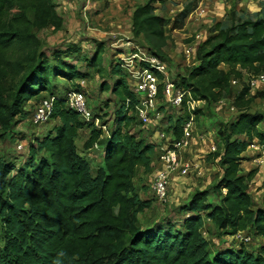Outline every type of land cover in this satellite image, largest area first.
<instances>
[{
	"label": "trees",
	"instance_id": "16d2710c",
	"mask_svg": "<svg viewBox=\"0 0 264 264\" xmlns=\"http://www.w3.org/2000/svg\"><path fill=\"white\" fill-rule=\"evenodd\" d=\"M167 1L146 0L132 18L134 39L150 42L148 48L159 59H165L162 48L152 43L163 46L171 32L184 29L191 14L186 9L173 21L159 15L157 4ZM8 19L14 20L16 29L5 26ZM63 23L54 0H0V140L15 138L19 123L27 117L26 104L56 89L60 77L71 82L85 78L64 59L65 53H79V49L55 51L52 63L39 52L41 42L30 32L59 30ZM23 25L25 29L18 27ZM19 43L33 52L26 65L6 64L12 67L9 71L5 56ZM194 59L198 65L177 89H192L195 101L218 103L243 72L264 73V17L227 28L217 23L213 35L199 44ZM101 60L99 47L89 66L100 68ZM110 73L119 79L103 90L111 91L120 107L112 128L101 125L108 134L71 110L68 97L53 93L50 119L57 122L53 130L31 143L22 165L20 159L0 157V264H264V255L252 246L264 239V208L250 194L258 171L245 174L242 169L243 156L254 142L264 150L260 129L264 116L243 109L249 89L235 99L239 118L219 131L223 143L215 155L222 169L218 183L198 190L178 208L179 223L167 219L144 227L141 216L151 210L153 201L142 198L135 181L141 168L145 174L153 171L159 145L133 132L140 125L136 105L141 97L126 80L123 64L112 65ZM12 74L20 76L21 82L8 89L5 80ZM200 112L169 117L166 133L173 142L182 140L186 121ZM86 128L92 131L84 149L104 148L95 174L77 147ZM208 225L232 237L235 244L239 233L251 234L252 240L231 246L224 241L213 251L206 237Z\"/></svg>",
	"mask_w": 264,
	"mask_h": 264
},
{
	"label": "rangeland",
	"instance_id": "374dc122",
	"mask_svg": "<svg viewBox=\"0 0 264 264\" xmlns=\"http://www.w3.org/2000/svg\"><path fill=\"white\" fill-rule=\"evenodd\" d=\"M103 1L101 6H96V0H54L57 11L64 20L62 28L59 30L53 27L43 31L30 30L41 42L42 46L39 52L46 53L52 63L55 51L66 52L72 47L79 49V53L71 52L69 55L65 53L64 59L85 78L71 82L60 77L55 81L56 89L52 92H44L30 100L26 104L27 117L19 123L16 129L17 134L14 135L15 138L0 140V157L4 156L7 159L18 161L20 159L19 164L22 165L28 156L31 143H36L37 139H43L53 130L57 122L52 121L49 117L41 125H36L35 122V116L41 103L46 99L53 98V93L57 96L68 97L77 91H83L87 97L90 110L102 119L96 123L94 122L95 126L108 123L109 129L113 127L115 113L119 110L120 101L111 91L103 90L105 87H112L115 81L119 79V77L114 78L111 75L112 65L119 62L125 63V70L128 74L126 80L133 87L134 81L130 77L131 73L138 72L143 68L144 63L135 59L134 63L131 64L129 59H133L131 56L135 54L143 57L141 53L153 54V52L148 48L150 42H146L144 39H134L131 33L132 21L130 22L128 18V10L132 6L129 2L126 10L122 11L116 8L118 14L114 17L116 12L112 10L111 3L108 0ZM145 1L137 3L133 11ZM246 3L248 7H238L240 4L246 5ZM156 7L159 15H163L172 21L184 10H191L182 31L171 32L169 39L163 46L161 43H152V46L162 48L165 59L160 60L167 67L166 80L176 85L187 77L188 71L198 65L194 59V54L199 44L213 35L217 23H221L224 28H227L233 23L241 22V20H256L264 17V0H247L246 2L242 0H168L165 5L157 4ZM111 22H115V25H112ZM4 24L8 28L11 26L17 28L13 19H8ZM18 27L25 29L26 26ZM186 35H191V37ZM99 47L102 60L101 67L96 69L90 67L89 62L97 53ZM32 52L33 50L19 43L15 49L6 54L4 63L5 65L8 63L26 65ZM127 64L130 66L127 67ZM6 67L9 71H12V67L8 65ZM99 69H103V72H100ZM251 75L248 72H243L242 78L233 79L231 88L222 93L221 100L218 103L197 104L195 111L200 109L201 112L198 115L193 114L195 119L194 138L191 146L184 151L186 154L182 155L186 159L188 158L191 163L190 175L187 179L193 180L195 186H187L186 183L179 182L186 180V178L177 176L176 180L172 181L169 202L161 204L152 191L156 174L155 169L149 174L139 171L135 181L136 187L144 200L153 201L151 210L141 216L144 227L162 223L167 219L179 223L182 216L178 213V208L186 204L195 192L208 187L209 184L206 182L209 179L213 182V185L218 183L222 175V169L219 164L220 159H217L215 155L222 151L223 143L219 131H224L228 125L239 118L240 113L235 105L236 97L244 89H249V98L245 101L243 109L250 114L264 116V88L251 89L248 85ZM20 82L21 77L12 74L5 80V87L13 89ZM77 88H80V90H77ZM167 102V96H162V98L157 99L154 105L157 111L156 115L159 116L160 120L157 119L158 121H156L153 117L152 119L155 121L152 120L149 125L145 127L138 125L133 129L137 136L146 137L149 141L157 143L158 148L163 146L165 149L171 148L173 144V141L169 139V134H167L170 127L169 117L175 115L187 117L185 114L192 110V107L188 104L185 108L176 111L169 107ZM162 129L167 132L166 136L168 137H160L162 133L160 130ZM260 129L264 132V123L260 126ZM91 131V129L86 128L81 132L77 147L80 153L91 163L95 174L102 165L104 148L96 147L91 151L84 149ZM246 140V138H241V141ZM257 143L254 142L244 154L245 160L242 162V168L246 173L260 170L259 176L255 177L251 183L250 194L255 204L260 208H264V150ZM189 150H191L190 154H188ZM156 151L157 154L154 157L159 162L162 151L160 149ZM207 169H211L210 173L207 172ZM206 231V237L210 240L213 251L217 249V246L222 245L224 241H226V246L240 244L237 240L235 244L232 237L229 238L219 230L211 227V225L207 226ZM252 246L255 247V251L264 255V239H259V242L254 241ZM0 247H2L1 244Z\"/></svg>",
	"mask_w": 264,
	"mask_h": 264
},
{
	"label": "built area",
	"instance_id": "2783aa9c",
	"mask_svg": "<svg viewBox=\"0 0 264 264\" xmlns=\"http://www.w3.org/2000/svg\"><path fill=\"white\" fill-rule=\"evenodd\" d=\"M141 56L143 57H140L139 54H135L131 56L133 59H129L131 64L134 63L135 59L144 63L143 68H141L138 72H130L131 79L134 81L133 87L135 92L141 97L140 101L136 105V116L138 117V121L141 126L145 127L149 125L152 120H154L152 119L153 117H155V120L158 121L157 119H159V116L156 115L157 111L154 105L157 99L162 98V96H167V103L169 107H172L176 111L183 107L185 108V106L189 104L192 107L191 112H194L198 103H206L204 101H195L192 97L193 95L191 89L178 90L176 84L170 83L166 80V64L157 56L143 53H141ZM130 65L127 64L126 66L129 67ZM123 67L125 68V63L123 64ZM248 85L253 90L264 88V73L251 75ZM53 102L54 99H46L41 103L35 116L36 125H41L43 121L48 119V117L50 118ZM68 106L87 122L96 123L97 121H100L97 118L95 119V115L90 110L87 97L81 90L68 96ZM97 127H100V129L108 134L107 127ZM194 131L195 119L192 114L191 118L186 121L184 126V135L182 140L180 142H173L171 148L169 149H165L163 146L158 148L162 151V155L154 176L152 191L156 199L162 204L169 202L172 181H174L177 176L187 178L190 175L191 163L182 155L184 154V151L191 146L194 138ZM160 137L166 138L168 136H166V132H162ZM169 139L171 138L169 137ZM96 147L98 148V146ZM235 238L239 243H248L252 240L251 234L248 233H239Z\"/></svg>",
	"mask_w": 264,
	"mask_h": 264
},
{
	"label": "crops",
	"instance_id": "0c3cea01",
	"mask_svg": "<svg viewBox=\"0 0 264 264\" xmlns=\"http://www.w3.org/2000/svg\"><path fill=\"white\" fill-rule=\"evenodd\" d=\"M110 3H111V7H112V10L113 11H115L116 12V14L114 15V17H116V15L118 14V11L116 10V8H119V9H121L122 11L123 10H126V8H127V6L130 4V6H132L128 11H129V13H128V18H129V20H130V22L132 21V18H133V13H134V7L137 5V3H141V2H143L144 0H108ZM243 2H246L247 0H242ZM104 1L103 0H96V2H95V5L96 6H101L102 5V3H103ZM128 2H129V4H128ZM239 8H246V7H248V4L246 3V5H242V4H240L239 6H238ZM136 9V8H135ZM133 11V12H132ZM109 24V23H108ZM111 24L112 25H115V22H111ZM110 25V24H109ZM132 33V32H131ZM186 36H189V37H191V35H186ZM121 56H123V55H121ZM120 56V57H121ZM157 152V151H156ZM189 153L188 154H190V152H191V150H189L188 151ZM155 154H157V153H155ZM184 154H186V152L184 153ZM186 158V157H185ZM218 159V158H217ZM189 159L187 158V161H188ZM158 165H159V162H157L156 161V159L153 161V168L155 169V171H157V168H158ZM157 166V167H156ZM243 169V168H242ZM139 171H142V172H145L142 168L139 170ZM210 171H211V169H207V172L208 173H210ZM244 173L245 174H247L245 171H244ZM259 173H260V170L258 171V174L256 175V177H258L259 176ZM221 178V177H220ZM176 180V179H175ZM178 181L180 180V179H177ZM254 181V180H253ZM179 182H183L184 184L186 183V185L187 186H195V183H194V181L193 180H189V179H187L186 178V180H181V181H179ZM197 182H198V180H197ZM207 184H209V186L208 187H206V188H204V189H200V190H206V189H208L209 187H211L212 185H213V182H211V180L209 179L207 182H206ZM205 184V183H204Z\"/></svg>",
	"mask_w": 264,
	"mask_h": 264
}]
</instances>
